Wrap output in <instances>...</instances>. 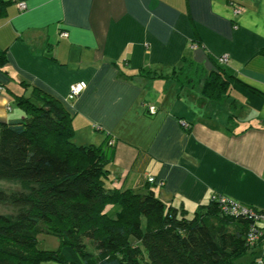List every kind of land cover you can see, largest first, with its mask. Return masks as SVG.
<instances>
[{
  "label": "crops",
  "instance_id": "0c3cea01",
  "mask_svg": "<svg viewBox=\"0 0 264 264\" xmlns=\"http://www.w3.org/2000/svg\"><path fill=\"white\" fill-rule=\"evenodd\" d=\"M24 1L0 17V121L22 118L12 103L37 88L72 115L76 144L115 141L113 186L190 214L214 194L264 210V0H238V15L232 0ZM223 56L234 77L211 101L210 58Z\"/></svg>",
  "mask_w": 264,
  "mask_h": 264
},
{
  "label": "trees",
  "instance_id": "16d2710c",
  "mask_svg": "<svg viewBox=\"0 0 264 264\" xmlns=\"http://www.w3.org/2000/svg\"><path fill=\"white\" fill-rule=\"evenodd\" d=\"M12 2L0 0V17ZM210 59L215 68L203 94L218 102L230 89L226 77L234 76L227 64ZM7 63V51L0 50V69ZM16 104L24 116L0 121V264H234L249 253L257 264L246 238L255 220L226 214L217 200L190 218L186 208L166 205L152 189L113 186L112 138L100 146L75 144L72 115L37 88ZM9 182L24 189L9 191L3 187ZM40 233L59 238L60 249L40 250Z\"/></svg>",
  "mask_w": 264,
  "mask_h": 264
},
{
  "label": "built area",
  "instance_id": "2783aa9c",
  "mask_svg": "<svg viewBox=\"0 0 264 264\" xmlns=\"http://www.w3.org/2000/svg\"><path fill=\"white\" fill-rule=\"evenodd\" d=\"M12 1L15 2L19 10L26 11L28 9V5L24 0ZM231 3L234 7L235 14H240L243 10V7L238 3V0H232ZM62 36L67 38L68 33L63 32ZM219 61L221 64H228L230 62V58L228 56H223L219 58ZM87 87L88 85L84 81L73 84L70 87L66 100L69 102L76 100L84 93ZM4 90L5 88L0 85V91ZM157 111L158 109L155 106H148V114L150 116H154L155 114H157ZM184 126H187V124L184 123ZM114 144V140L110 142V145ZM150 181L154 182L155 179L150 178ZM211 200H217L222 205V209L226 214L233 216H243L245 218L255 220L256 223H253L247 232V243L254 253L257 264H264V210L256 211L249 206L231 201L226 197L216 196L215 194L212 196Z\"/></svg>",
  "mask_w": 264,
  "mask_h": 264
},
{
  "label": "rangeland",
  "instance_id": "374dc122",
  "mask_svg": "<svg viewBox=\"0 0 264 264\" xmlns=\"http://www.w3.org/2000/svg\"><path fill=\"white\" fill-rule=\"evenodd\" d=\"M12 106L14 107V109L19 110V107L17 106L16 102H13ZM3 187L7 188L9 191H19V190L24 189L23 184L19 182H9L6 185H3ZM8 212L12 213L13 211L11 208H9ZM189 217L190 218L193 217V212L190 214ZM37 237H38V248L40 250L58 251L60 249L61 241L59 238L52 236V235H47L44 233H40ZM252 262H254V260L251 254L249 253L247 255H244L241 258H238L234 264H251ZM42 264H61V263L54 261V260H47V261H44Z\"/></svg>",
  "mask_w": 264,
  "mask_h": 264
}]
</instances>
